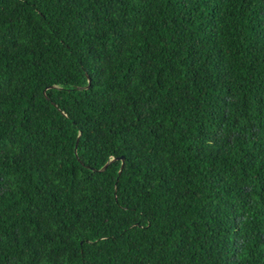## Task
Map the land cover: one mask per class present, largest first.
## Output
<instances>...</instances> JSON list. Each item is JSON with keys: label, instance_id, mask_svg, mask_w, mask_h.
Listing matches in <instances>:
<instances>
[{"label": "trees", "instance_id": "16d2710c", "mask_svg": "<svg viewBox=\"0 0 264 264\" xmlns=\"http://www.w3.org/2000/svg\"><path fill=\"white\" fill-rule=\"evenodd\" d=\"M0 264H264V0H0Z\"/></svg>", "mask_w": 264, "mask_h": 264}, {"label": "water", "instance_id": "95a60500", "mask_svg": "<svg viewBox=\"0 0 264 264\" xmlns=\"http://www.w3.org/2000/svg\"><path fill=\"white\" fill-rule=\"evenodd\" d=\"M76 148H78V145H76ZM122 161L124 162V158H122Z\"/></svg>", "mask_w": 264, "mask_h": 264}]
</instances>
